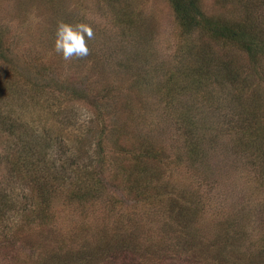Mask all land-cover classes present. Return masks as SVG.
<instances>
[{
  "label": "rangeland",
  "instance_id": "rangeland-1",
  "mask_svg": "<svg viewBox=\"0 0 264 264\" xmlns=\"http://www.w3.org/2000/svg\"><path fill=\"white\" fill-rule=\"evenodd\" d=\"M199 3L206 14L230 22L241 21L248 11L259 14L257 19L264 17V0H200ZM59 22L92 26L95 39L88 42L91 50L88 57L65 61L54 51ZM180 31L165 0H0V121L9 119L14 122L15 130L17 124L30 128L34 117L53 118L55 101L46 99L32 103V81L47 79V76L51 81L58 76L63 84L66 81L80 88L87 85L89 95L108 92L110 115L127 132V138L132 141L143 137L165 150L162 161L154 159L150 164L157 172L156 181L152 183L155 192L177 198L179 205H185L195 199L194 189L200 186L202 205L190 215L200 237L209 239L218 235L217 238L223 240L221 228L228 220L232 234L237 235L235 242L240 245L239 264H264V177L233 150L231 138L227 136L211 141L209 149L202 155L199 153V158L193 156L182 129L163 105L167 98L177 103L166 84L174 66L196 65L200 55H206L205 58L215 60L218 69L229 66L223 67L226 60L240 78H246L249 87L241 97L249 101L257 94L264 113V58L254 67L245 53L225 41L212 39L202 31L189 34ZM184 48L188 57L182 51ZM92 97L93 105L84 99L70 101L73 109L69 114L77 122L74 133L97 127L99 112L95 105L102 104L106 98ZM180 98L185 102L190 97L184 94ZM218 112L212 108L199 111L204 115L203 125L209 127L211 134L220 133L222 121ZM56 124L58 122L54 129ZM2 129L3 123H0V153L8 146H15L9 144L10 136ZM62 137L64 141L70 139L66 135ZM130 141L121 142L127 146ZM51 149L56 156L57 148L52 146ZM1 156L0 191H20L17 179L8 171ZM164 183L169 187H162ZM114 188L108 190L118 197L125 191ZM155 197L148 194L136 201L130 195L127 206L123 203L117 210L100 203H70L64 192L57 189L51 196L49 212L54 228L44 226L32 231V227L23 225L14 232L17 240H9L17 216L2 219L0 264H38V255L50 257L47 264H60L59 261L79 264L75 255L62 256V260L57 256L52 258L50 252H59L54 242L64 238L67 244L74 246L79 242L74 233L82 242H95L103 226L123 236L127 207H132L131 203L134 207L129 211L138 212L132 215L137 238L131 237L128 252L116 247L107 252L109 264H134L143 260L149 264H181L172 248L173 240L164 232L168 226L162 224L165 215L160 210L156 212L157 205L160 207L167 200ZM186 218L187 215L182 216V221ZM169 230L173 234L171 226ZM128 231L132 232L130 228ZM209 253L210 260L216 257L213 251ZM94 263L92 259L80 264Z\"/></svg>",
  "mask_w": 264,
  "mask_h": 264
},
{
  "label": "trees",
  "instance_id": "trees-1",
  "mask_svg": "<svg viewBox=\"0 0 264 264\" xmlns=\"http://www.w3.org/2000/svg\"><path fill=\"white\" fill-rule=\"evenodd\" d=\"M165 1L174 13L181 34L197 30L212 39L225 41L245 53L254 67L259 59L264 58V17L257 19L259 14L254 15L248 11L241 21L230 22L206 14L200 6V0ZM1 41L0 35V44ZM186 44L189 45V42ZM182 51L188 57L187 48ZM205 56L200 55L196 65L174 66L166 84L167 90L175 96L177 103L167 98L163 100V105L182 129L189 149L193 150V156L199 158L200 154L209 149L211 141L227 136L231 138L233 150L245 157L253 169L258 170L264 177V113L259 96L255 93L256 96L251 97L249 101V98L241 97L244 89L249 87L246 78H240L228 61L225 60L223 64V67L229 65L226 69H218L215 60ZM52 78L53 81L49 80L48 76L47 79L32 81V103L44 102L46 99L55 101L57 105L53 118L40 117V120L34 117L30 128L19 127L17 124L15 130L14 122L9 119L0 121L3 123L2 131L10 136L9 144H15L2 150L1 159L21 187L18 192L9 189L0 191V224L4 218H18L14 219L11 226L14 231L10 233L9 240H17L14 232L23 225L32 227V231L44 226L49 229L55 227L51 223L49 212L51 196L57 189L64 192L70 203H100L108 206V209L117 210L122 208L123 203L127 206V198L131 201L130 195L138 201L150 194L154 197L157 195L161 201L167 200L160 207L157 205L156 212L160 210L161 214L165 215L162 224L163 227L168 226L164 228V232L173 240L172 248L177 252L181 264H239L238 253L241 249L235 242L237 235L232 234L228 220L221 228V241L217 238L218 235L202 239L199 229L192 224L190 215L195 214L202 205L200 186L194 189L195 199H190L185 205H179L177 198L166 196L163 192H155L152 183L156 181L154 179L157 172L151 169L150 164L154 159L162 161L165 150L143 137L132 141L127 138V132H124L123 127L110 115L108 92L89 95L87 85L80 88L68 85L66 81V85L63 84L58 76ZM171 93L168 94L171 96ZM184 94L189 95L188 101L180 100ZM98 95L106 99L102 104L95 105L99 112L97 127L93 129L90 126L80 134L74 133L77 122L75 117L69 114L73 109V103L70 101L84 99L93 105L92 96ZM178 106L181 109H178ZM204 108L219 111L222 125L217 126L221 128L220 133L211 134L209 127L203 125L204 115H200L199 111L202 112ZM55 122H58L56 129L53 128ZM62 135L69 136L70 139L64 141ZM123 140L132 143L129 142L126 146L121 142ZM52 146L57 148L56 156H53ZM109 187L125 191L118 197L112 190H108ZM162 187L169 185L164 183ZM20 198L23 199L19 200ZM131 206L127 207V224L123 236L105 229L104 226L100 229L102 233L98 236V241L95 242H82L74 233L73 236L76 240L78 238L79 242L70 246L64 238L60 239V242L56 240L54 246H57L55 248L59 249V252L52 251L50 255L59 259L62 256L71 258L75 255L79 264L91 262L92 259L95 260L94 264H109L110 257L108 261L107 252L115 247L128 252L132 244L131 237L137 238V225H132V215H137L138 212L134 209L129 211L134 207L133 203ZM185 215L187 218L182 221V216L184 218ZM237 223L238 221L234 225ZM170 226L173 228V234L169 233ZM129 228L132 232H126ZM210 251L216 255L212 260ZM48 258L38 255V264H47ZM61 262L59 261L60 264ZM134 264L149 263L143 260Z\"/></svg>",
  "mask_w": 264,
  "mask_h": 264
},
{
  "label": "clouds",
  "instance_id": "clouds-1",
  "mask_svg": "<svg viewBox=\"0 0 264 264\" xmlns=\"http://www.w3.org/2000/svg\"><path fill=\"white\" fill-rule=\"evenodd\" d=\"M93 39L95 32L91 25L59 22L55 33L54 51L65 61L84 59L91 54L88 42Z\"/></svg>",
  "mask_w": 264,
  "mask_h": 264
}]
</instances>
